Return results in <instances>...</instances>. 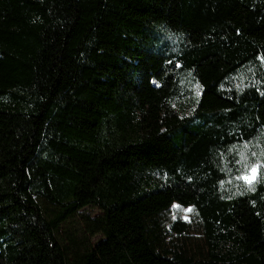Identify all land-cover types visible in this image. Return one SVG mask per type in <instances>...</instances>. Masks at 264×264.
<instances>
[{
  "label": "trees",
  "instance_id": "16d2710c",
  "mask_svg": "<svg viewBox=\"0 0 264 264\" xmlns=\"http://www.w3.org/2000/svg\"><path fill=\"white\" fill-rule=\"evenodd\" d=\"M0 264H264V0H0Z\"/></svg>",
  "mask_w": 264,
  "mask_h": 264
},
{
  "label": "rangeland",
  "instance_id": "374dc122",
  "mask_svg": "<svg viewBox=\"0 0 264 264\" xmlns=\"http://www.w3.org/2000/svg\"><path fill=\"white\" fill-rule=\"evenodd\" d=\"M243 154H239L241 165L243 169H240L241 176L237 179V182L245 184L248 187L253 186L258 177L260 166L253 165L248 168L249 164L252 162V157L250 153H253V149L242 150ZM252 165V163L250 164ZM233 184V183H231ZM41 207L44 209L45 213H50L52 207L44 202H41ZM97 210L94 208L87 207L81 210L75 217L71 218L68 222L61 226L62 230L58 234L59 240L69 249L71 253L79 252L82 253L91 246H95L100 240V236L91 237L88 233L84 219L88 216L97 215ZM162 224L169 236V239L176 240L177 235L174 234L172 226L177 221H181L185 224L190 225V232L187 234L186 242L189 250L192 254H200L204 252L203 238L201 234V228L194 218V213L192 208H182L178 205H173L171 209L161 217Z\"/></svg>",
  "mask_w": 264,
  "mask_h": 264
}]
</instances>
